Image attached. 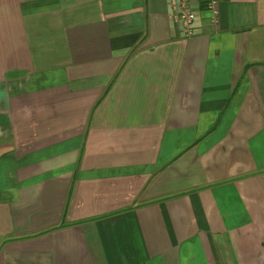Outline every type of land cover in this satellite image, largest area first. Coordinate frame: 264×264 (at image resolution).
Instances as JSON below:
<instances>
[{"label": "crops", "instance_id": "crops-1", "mask_svg": "<svg viewBox=\"0 0 264 264\" xmlns=\"http://www.w3.org/2000/svg\"><path fill=\"white\" fill-rule=\"evenodd\" d=\"M0 0V264H264V0Z\"/></svg>", "mask_w": 264, "mask_h": 264}, {"label": "built area", "instance_id": "built-area-1", "mask_svg": "<svg viewBox=\"0 0 264 264\" xmlns=\"http://www.w3.org/2000/svg\"><path fill=\"white\" fill-rule=\"evenodd\" d=\"M173 12L174 20L183 29L185 37L190 38L193 35V25L197 14L193 7L192 0H168ZM196 4H200L210 14V21L213 24L219 23L220 0H197Z\"/></svg>", "mask_w": 264, "mask_h": 264}]
</instances>
